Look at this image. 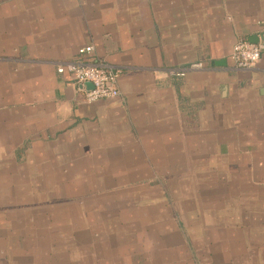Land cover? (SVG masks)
<instances>
[{"label": "crops", "instance_id": "obj_1", "mask_svg": "<svg viewBox=\"0 0 264 264\" xmlns=\"http://www.w3.org/2000/svg\"><path fill=\"white\" fill-rule=\"evenodd\" d=\"M240 38L264 43V0H0V264H264V51L238 69ZM74 60L119 96L86 101ZM69 183L73 213L34 197Z\"/></svg>", "mask_w": 264, "mask_h": 264}, {"label": "built area", "instance_id": "obj_2", "mask_svg": "<svg viewBox=\"0 0 264 264\" xmlns=\"http://www.w3.org/2000/svg\"><path fill=\"white\" fill-rule=\"evenodd\" d=\"M93 46H85L79 49V55L90 53ZM264 43L250 42L240 38L234 45L233 58L238 69L254 68L262 57ZM202 63H191L180 69L170 70L171 74L184 75L187 69L200 68ZM59 73H68L75 81L82 84L91 83L92 88L86 92V101L94 102L100 99L117 97L120 94L116 86L120 69L105 61L74 60L60 63L57 67Z\"/></svg>", "mask_w": 264, "mask_h": 264}, {"label": "rangeland", "instance_id": "obj_3", "mask_svg": "<svg viewBox=\"0 0 264 264\" xmlns=\"http://www.w3.org/2000/svg\"><path fill=\"white\" fill-rule=\"evenodd\" d=\"M74 183H69L68 186H72L71 188H67L66 191H57V190H51V191H43V190H35L34 191V197L39 198V196H42L41 201H51V205L55 206L56 208H63V203L66 205V209L68 211L74 212L75 204L77 202L81 201H87V198L91 197V192L88 190H81L74 188ZM85 184H83L84 186ZM138 190V189H137ZM144 190H132L131 193H138ZM59 193V194H58ZM121 193V192H119ZM54 194H58L54 196ZM49 196V197H48ZM115 196L118 197V191H114V194L111 198H115ZM48 198V200H46ZM37 199H35L36 201ZM166 201H176L172 196L168 195L166 197Z\"/></svg>", "mask_w": 264, "mask_h": 264}, {"label": "water", "instance_id": "obj_4", "mask_svg": "<svg viewBox=\"0 0 264 264\" xmlns=\"http://www.w3.org/2000/svg\"><path fill=\"white\" fill-rule=\"evenodd\" d=\"M254 41H255V40H254ZM254 41H253V42H254ZM87 85H88L89 87L92 88V84H91V83H87Z\"/></svg>", "mask_w": 264, "mask_h": 264}]
</instances>
